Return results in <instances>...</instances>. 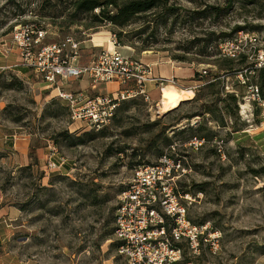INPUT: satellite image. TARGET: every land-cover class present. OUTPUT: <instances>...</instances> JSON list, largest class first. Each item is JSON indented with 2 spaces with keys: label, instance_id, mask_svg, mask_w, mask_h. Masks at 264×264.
Here are the masks:
<instances>
[{
  "label": "rangeland",
  "instance_id": "obj_1",
  "mask_svg": "<svg viewBox=\"0 0 264 264\" xmlns=\"http://www.w3.org/2000/svg\"><path fill=\"white\" fill-rule=\"evenodd\" d=\"M73 1L0 0V45L16 25L39 22L49 31L48 42L75 36L84 64L119 38L122 51L142 61L156 53L194 72L198 82L188 92L182 91L184 84L164 95L158 89L155 100L153 92L150 101L124 100L112 121L95 129L74 120L68 102L30 69L2 71L0 201L19 213L6 215L12 223L1 247L7 263L122 264L113 245L119 195L138 163H155L171 152L188 169L176 185L189 217L220 233L215 251L208 245L194 255L185 249L184 260L264 264V90L257 100L248 87L261 84L254 63L264 48V0H232L218 17L191 20L190 11L226 7L228 0H169L181 9L178 14L157 7L124 25L97 20L100 9L76 11ZM229 66V72L223 70ZM158 70L172 73L168 64ZM217 75L223 79L219 96L206 87ZM168 84L175 85L162 88ZM90 86L84 79L64 87L93 96ZM224 103L232 108L221 109L225 125H220L205 109ZM193 135L204 138L197 149L187 144ZM24 141L30 147L27 162L14 148L21 149ZM50 147L57 168L48 165Z\"/></svg>",
  "mask_w": 264,
  "mask_h": 264
},
{
  "label": "built area",
  "instance_id": "obj_2",
  "mask_svg": "<svg viewBox=\"0 0 264 264\" xmlns=\"http://www.w3.org/2000/svg\"><path fill=\"white\" fill-rule=\"evenodd\" d=\"M48 38V29L39 22L16 25L11 37L0 45V73L12 67L30 69L68 102L74 120L92 128L110 123L124 100L141 96L150 101L148 84L155 85L162 93L166 83L175 82L173 77L154 76L149 63L122 53L116 38L110 41L111 47L101 49L88 64L81 62V42L75 36L67 35L56 42H48ZM228 54L233 56L234 52ZM254 64L264 66V48L257 51ZM84 79L96 90L95 95L64 87L68 82ZM110 83L119 87L108 92L99 88ZM248 87L253 98L260 100L258 86ZM203 143L204 138L196 135L187 142L194 149ZM50 148L48 165L57 168L60 164L54 159L55 147ZM187 172L182 159L171 152L155 163L134 167L126 189L119 195L115 212L114 235L122 264H194L184 260L185 249L194 255L204 245L212 251L218 248L219 231L209 222H194L181 201L176 180Z\"/></svg>",
  "mask_w": 264,
  "mask_h": 264
},
{
  "label": "trees",
  "instance_id": "obj_3",
  "mask_svg": "<svg viewBox=\"0 0 264 264\" xmlns=\"http://www.w3.org/2000/svg\"><path fill=\"white\" fill-rule=\"evenodd\" d=\"M193 1V0H192ZM74 7L76 11L81 12H93L95 9H100L99 14H95L97 20H109L118 25L126 24L133 16L142 14L145 12H149L154 8L160 7L163 12L178 14V11L181 10L174 3H170L169 0H74ZM232 4V0H228L226 7H218L216 5H208L201 10H193L189 12V20L193 19L196 16H207V14H213L214 17H218L226 8H229ZM111 7V8H110ZM114 10L113 13H111ZM209 10V11H208ZM116 42L119 45H122L119 38H116ZM243 57V56H242ZM231 63L229 59H223ZM232 67L229 66L227 68L224 67L223 70H227L229 72ZM258 72V78L260 81L259 94L261 98H263V90H264V66L256 69ZM247 78V76H246ZM223 82L221 76L214 77V80H209L206 84V87L209 89V93L216 94L219 96L220 88L219 85ZM218 87L215 89V87ZM232 102L236 101V96L232 93H228L226 95ZM221 100H225L221 99ZM216 105V103H215ZM231 106L229 103H224L221 108L213 107L206 108L205 112L209 113L212 118L220 123V125H225V121L223 115L221 114V109L223 111H230ZM257 114V111H256ZM200 115V114H199ZM202 115V114H201ZM191 128V127H190ZM145 164V163H138ZM137 164V165H138ZM115 233V227L114 231ZM109 235L111 232L108 233ZM109 238V237H107ZM113 245L117 247V241H113Z\"/></svg>",
  "mask_w": 264,
  "mask_h": 264
},
{
  "label": "crops",
  "instance_id": "obj_4",
  "mask_svg": "<svg viewBox=\"0 0 264 264\" xmlns=\"http://www.w3.org/2000/svg\"><path fill=\"white\" fill-rule=\"evenodd\" d=\"M94 45H97V44H94ZM108 46L111 47V45H108ZM123 47L124 46H121L120 50ZM121 52L124 54H132V53L124 52L122 50H121ZM144 60L143 61L145 63H149L151 65L152 74L154 76L164 77V78L174 77V79H175V82H174L175 85L174 86L183 87V85L185 84L186 86H184V87H185L186 91H188V89H191L192 87L196 86V84L198 82V80H196V78H195L194 72H190L187 69H184L181 66L174 64L173 61H171V60L160 59V57H158V55H156V53H154V54L148 53V55H146L144 57ZM162 64H168L171 67L172 73L168 74V73L160 72L158 70V68ZM168 85H171V84H168ZM91 90L96 93V90H93V89H91ZM147 91H148V93H151V92L155 93V98H153L154 100L158 99V96L156 95L158 93V88L155 85L148 84L147 85ZM169 91H170L169 89L166 91H163V95ZM158 95H159V93H158ZM1 138L2 137L0 136V143H1ZM16 146H17V144L14 145L15 150H17V157H19V159L23 160L24 162L30 161L29 141H24L21 149H18V147H16ZM15 209L16 208L14 206H5L0 201V264H8L6 255L1 252V247H2L5 236H7V234H8V227H10L12 225V223L9 222V220H11L10 219L11 217L7 218L6 215L11 216V215L19 214V213H16L15 211H13ZM18 212H20V211L18 210Z\"/></svg>",
  "mask_w": 264,
  "mask_h": 264
},
{
  "label": "bare ground",
  "instance_id": "obj_5",
  "mask_svg": "<svg viewBox=\"0 0 264 264\" xmlns=\"http://www.w3.org/2000/svg\"><path fill=\"white\" fill-rule=\"evenodd\" d=\"M112 45V44H111ZM169 88H171V89H174L175 88V86H173V85H170V86H167V87H164L163 89H162V93L161 94H163V91H166V90H168ZM182 90V89H181ZM183 92H188V91H186V90H182ZM191 92H193V91H191ZM190 92V93H191Z\"/></svg>",
  "mask_w": 264,
  "mask_h": 264
}]
</instances>
